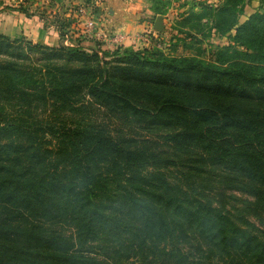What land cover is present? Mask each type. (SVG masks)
Segmentation results:
<instances>
[{
  "label": "trees",
  "instance_id": "1",
  "mask_svg": "<svg viewBox=\"0 0 264 264\" xmlns=\"http://www.w3.org/2000/svg\"><path fill=\"white\" fill-rule=\"evenodd\" d=\"M218 1L212 60L0 33V264H264V0Z\"/></svg>",
  "mask_w": 264,
  "mask_h": 264
},
{
  "label": "rangeland",
  "instance_id": "2",
  "mask_svg": "<svg viewBox=\"0 0 264 264\" xmlns=\"http://www.w3.org/2000/svg\"><path fill=\"white\" fill-rule=\"evenodd\" d=\"M24 2L25 0H0V33L11 38L21 36L35 43L54 46H90L91 49H99L100 53L104 50L113 51L118 47L136 50L159 48L167 55H195L209 60L215 59L220 48L234 44L232 35L235 29L220 31L213 24H204L206 18L201 22L195 17L191 23L181 22L187 16H192V11L202 14L201 7L205 4L219 6L218 0H162L161 13L158 15L153 9L156 5L154 0H150L153 12L149 20L151 24H144L130 38L122 30L111 33L106 24H101L102 16L107 14L102 11L104 0H80L76 4L72 0H33L28 3V10L25 7L22 10L20 6H24ZM245 2L241 22L259 5L258 0ZM159 15L166 20L161 30L152 24ZM24 17L34 19L33 24H24ZM220 197L232 211L241 207L246 199H251L235 190H228ZM247 214L253 223L264 229V212L259 215L253 212Z\"/></svg>",
  "mask_w": 264,
  "mask_h": 264
},
{
  "label": "crops",
  "instance_id": "3",
  "mask_svg": "<svg viewBox=\"0 0 264 264\" xmlns=\"http://www.w3.org/2000/svg\"><path fill=\"white\" fill-rule=\"evenodd\" d=\"M72 1L73 4L80 2V0ZM31 2L33 0H25L24 7L27 8L28 3ZM103 5L102 11L104 13L107 12V14L102 16L101 24H106L111 33L116 30H122L130 38L137 30H141L144 24H151L149 21L150 14L153 12L150 7V0H104ZM155 20L156 17L152 21L153 25ZM33 21L34 19L24 17V24H33ZM164 21H166L165 18L163 19Z\"/></svg>",
  "mask_w": 264,
  "mask_h": 264
},
{
  "label": "water",
  "instance_id": "4",
  "mask_svg": "<svg viewBox=\"0 0 264 264\" xmlns=\"http://www.w3.org/2000/svg\"><path fill=\"white\" fill-rule=\"evenodd\" d=\"M155 28L157 29H162L163 28V17L162 16H157L156 20H155Z\"/></svg>",
  "mask_w": 264,
  "mask_h": 264
}]
</instances>
